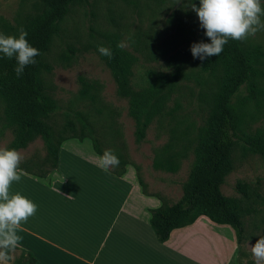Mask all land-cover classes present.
<instances>
[{
	"label": "rangeland",
	"instance_id": "obj_1",
	"mask_svg": "<svg viewBox=\"0 0 264 264\" xmlns=\"http://www.w3.org/2000/svg\"><path fill=\"white\" fill-rule=\"evenodd\" d=\"M261 5L264 7V0ZM43 9L41 0H0V33L18 35L19 28H24ZM261 19L264 21V17ZM115 41L123 42L122 49L133 57L130 89L154 95L155 114L141 140L135 136L129 96L118 93L110 67L97 50L99 45L110 48ZM201 41L210 40L200 27L190 0L72 3L41 56V90L59 107L44 120L58 136L87 135L83 139H69L86 141L91 148L90 137L94 138L101 150L98 156L111 149L120 163L110 170L132 182L136 198L143 191L153 207L174 204L183 195V186L190 177L196 161L198 133L209 116L221 82L219 71H202L201 60L191 54V45ZM242 42L256 52L255 78L262 90L251 99L249 84L245 83L234 100L240 107L242 130L264 138V30ZM15 130L16 124L8 115V102L0 95V148L9 147ZM165 145L168 148L162 149ZM17 151L23 156L19 168L48 172L46 177L54 172L41 136H35ZM157 153L160 158L171 153L178 161L177 170L156 168ZM231 159L232 169L220 190L239 202L243 226L240 242L235 231L227 226L233 230L237 263L255 264L250 246L264 236V157L238 141ZM238 182L248 185L247 195L239 192ZM201 219L208 221L202 215ZM209 223L213 225L210 220ZM215 237L218 240L216 233ZM20 254L19 250L12 251L9 264H15ZM218 256L219 252L215 254Z\"/></svg>",
	"mask_w": 264,
	"mask_h": 264
},
{
	"label": "trees",
	"instance_id": "obj_2",
	"mask_svg": "<svg viewBox=\"0 0 264 264\" xmlns=\"http://www.w3.org/2000/svg\"><path fill=\"white\" fill-rule=\"evenodd\" d=\"M78 0H41L44 9L31 17L24 26L26 39L39 50L35 63L25 68L19 78L14 68L15 59H9L0 53V95L8 102V115L16 124L15 135L8 149L25 147L35 136H41L47 155L52 160V168L57 167L58 151L61 143L69 138L83 139L87 135L58 136L52 126L44 120L55 114L59 107L40 87L39 72L42 66L41 56L47 49L58 23L65 16L69 6ZM190 4L199 7V0H190ZM19 35V34H18ZM17 35V36H18ZM210 43V41L208 42ZM118 42L111 44L112 57L104 56L114 80L117 91L129 96L130 113L135 120L137 140L144 138L146 129L155 114L154 95L151 92H133L129 86L130 67L133 57ZM253 49L245 47L242 41L229 39L222 53L201 61L204 72L219 71L221 82L213 99V106L205 124L198 133L196 143V161L190 177L183 186V195L171 205L152 209L149 222L158 239L164 242L174 228L194 222L199 216L219 224H228L235 231L238 242L242 239L243 226L239 202L222 194L220 186L226 174L232 169L231 153L238 141L253 153L264 157V138L260 134H251L241 128L240 107L234 100L239 87L249 84V98L254 99L261 92L256 77ZM73 126L72 122L67 123ZM93 149L101 154L94 138ZM165 145L162 149H167ZM156 168L174 172L178 161L171 153L162 158L158 153L154 159ZM21 171L45 178L48 172H35L19 168ZM110 172L121 175L109 169ZM248 185L238 182L237 189L247 195ZM31 253H21L15 264H35Z\"/></svg>",
	"mask_w": 264,
	"mask_h": 264
},
{
	"label": "crops",
	"instance_id": "obj_3",
	"mask_svg": "<svg viewBox=\"0 0 264 264\" xmlns=\"http://www.w3.org/2000/svg\"><path fill=\"white\" fill-rule=\"evenodd\" d=\"M98 155L86 141L67 139L46 178L21 171L10 192L38 209L22 223L15 250L31 253L35 264H238L231 226L201 216L161 242L148 194L136 198L130 180L97 167Z\"/></svg>",
	"mask_w": 264,
	"mask_h": 264
},
{
	"label": "clouds",
	"instance_id": "obj_4",
	"mask_svg": "<svg viewBox=\"0 0 264 264\" xmlns=\"http://www.w3.org/2000/svg\"><path fill=\"white\" fill-rule=\"evenodd\" d=\"M192 10L210 40V43L201 41L191 45L193 58L201 61L219 56L229 39L244 41L264 30V21L261 19L264 17V7L261 0H199V7L193 4ZM18 31V36L0 33V53L15 59L14 71L19 78L27 66L35 63L34 58L40 53L26 39L25 29L20 27ZM124 46L123 42L117 44L118 48ZM97 50L103 56L112 57L108 47L99 45ZM22 160L23 156L17 150L0 148V264H9L12 259L10 253L22 241L18 235L22 231V223H26L38 209L34 202L19 192H10L13 182L21 180L19 165ZM119 163V158L111 149L104 150L97 157V167L105 172L118 167ZM250 250L255 264H264V236H260L250 246Z\"/></svg>",
	"mask_w": 264,
	"mask_h": 264
}]
</instances>
